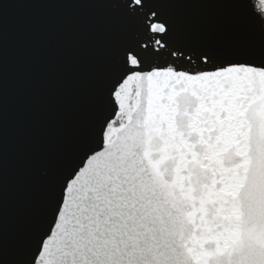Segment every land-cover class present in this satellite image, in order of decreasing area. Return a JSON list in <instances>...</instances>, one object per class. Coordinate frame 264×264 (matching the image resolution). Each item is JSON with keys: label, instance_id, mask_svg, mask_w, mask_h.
<instances>
[{"label": "water", "instance_id": "95a60500", "mask_svg": "<svg viewBox=\"0 0 264 264\" xmlns=\"http://www.w3.org/2000/svg\"><path fill=\"white\" fill-rule=\"evenodd\" d=\"M0 264H264V0H0Z\"/></svg>", "mask_w": 264, "mask_h": 264}]
</instances>
